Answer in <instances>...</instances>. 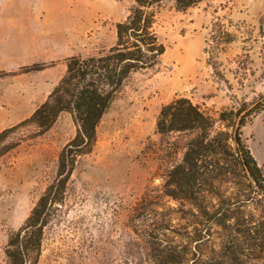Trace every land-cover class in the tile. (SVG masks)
<instances>
[{
	"label": "rangeland",
	"instance_id": "1",
	"mask_svg": "<svg viewBox=\"0 0 264 264\" xmlns=\"http://www.w3.org/2000/svg\"><path fill=\"white\" fill-rule=\"evenodd\" d=\"M44 1L55 4L0 0V119H10L0 132L16 126L2 145L11 149L0 157V264H7L11 233L56 179L59 155L77 132L70 111L45 132L27 119L65 75L67 58L107 53L117 43V23L135 6L134 0H65L54 18L36 10ZM154 10L166 50L129 76L102 116L92 151L79 159L45 229L38 264H153L158 247L181 254L175 264H192L194 253L219 249L221 228L208 230L193 201L168 195L170 171L194 135L157 131L162 106L175 98H188L212 116L213 134L239 132L264 171V0H205L187 10L164 0ZM37 37H44V58L36 52ZM37 63L47 67L24 70ZM18 102L23 107L15 111ZM256 106L261 109L241 124ZM230 146L235 155L232 140ZM215 157L218 164L192 194L205 193L209 211L221 199L236 209L248 198L247 181L235 156ZM256 202L242 209L258 213L264 201Z\"/></svg>",
	"mask_w": 264,
	"mask_h": 264
},
{
	"label": "trees",
	"instance_id": "2",
	"mask_svg": "<svg viewBox=\"0 0 264 264\" xmlns=\"http://www.w3.org/2000/svg\"><path fill=\"white\" fill-rule=\"evenodd\" d=\"M162 1L134 0L135 6L128 18L117 23L118 40L107 53L67 58L65 75L46 101L27 119L34 122L41 132H45L62 112L70 111L77 132L59 155L56 179L41 195L24 225L11 233L5 251L7 264L39 263L45 229L58 210L57 204L65 198L69 180L79 159L92 151L102 116L129 76L154 65L164 54L166 47L154 29V7ZM203 1L175 0V3L179 9L187 10ZM45 67V63H37L26 66L24 70H43ZM261 106L247 112L241 124ZM215 123L212 116L185 97L175 98L162 106L156 125L159 133H194L187 142L183 160L170 171L168 186L171 190L168 195L175 199L193 201L208 218V230L215 224L223 232L219 249L214 254L194 253L190 258L192 264L253 263L264 259V206H260L258 213L246 212L242 208L251 202L264 201V171L251 155L239 132L231 134L219 131L213 134ZM15 127L0 132V157L11 149L10 146L2 145L7 133ZM230 140L235 143V155L230 153ZM227 155L235 156L238 171L247 181L245 189L248 198L242 200L236 209L232 208L229 201L221 199L218 207L209 211L205 204V193L196 196L192 191L202 176L210 172L213 163L218 164L215 156ZM176 253L172 249L158 247L150 259L153 264H175V261L180 262L182 258L181 254ZM183 259L188 260L186 256Z\"/></svg>",
	"mask_w": 264,
	"mask_h": 264
},
{
	"label": "crops",
	"instance_id": "3",
	"mask_svg": "<svg viewBox=\"0 0 264 264\" xmlns=\"http://www.w3.org/2000/svg\"><path fill=\"white\" fill-rule=\"evenodd\" d=\"M48 2H50L51 0H47ZM55 2V4H51V3H47L46 1H44V4H42V7L40 9H36L38 11H41L40 15H43L44 17H58L62 14V12H60L61 10H63L65 8V4H66V1L65 0H53ZM58 1V2H57ZM50 9H54V10H51ZM32 11V10H31ZM35 11V10H33ZM26 12H29V11H26ZM116 15H121V12H117L115 13ZM59 25V24H57ZM44 26H48V25H44ZM56 26V25H54ZM42 29L36 31V33L40 32ZM37 42H36V52L38 55H40L42 58H44V53L42 54L41 53V47L44 46V37L42 38H39L37 37ZM56 50V48H55ZM44 51V49H43ZM2 107H4L3 105H1ZM15 107V111L16 110H22V109H19L18 107H23V104L21 102H18L17 105L14 106ZM5 109V108H4ZM6 113H10V110H7ZM9 118L7 120H3L1 121L0 119V128H6V127H9Z\"/></svg>",
	"mask_w": 264,
	"mask_h": 264
}]
</instances>
